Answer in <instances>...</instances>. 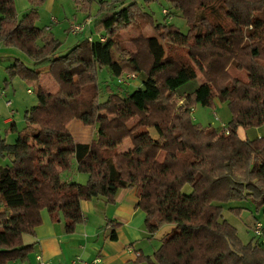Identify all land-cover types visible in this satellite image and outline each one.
Here are the masks:
<instances>
[{
	"label": "trees",
	"instance_id": "16d2710c",
	"mask_svg": "<svg viewBox=\"0 0 264 264\" xmlns=\"http://www.w3.org/2000/svg\"><path fill=\"white\" fill-rule=\"evenodd\" d=\"M43 1L29 0L18 17L13 0H0V41L31 60L8 65L5 85L18 77L37 97L25 127L10 126L14 141L0 138V264L26 259L33 245L24 238L34 235L40 210L72 233L84 220L82 200L112 202L128 186L137 190L149 233L172 225L147 264H264L260 239L243 243L222 214L231 201L264 212V134H237L264 127V0H167L186 33L134 2L100 0L93 21L105 40L84 36L64 52L35 24ZM79 5L89 13L88 0ZM145 25L151 35L143 36ZM132 29L137 35L126 41ZM103 69L116 78L138 72L141 85L123 95L107 86L100 101ZM198 79L191 91L183 88ZM215 98L231 113L228 134L191 117L196 104L212 106ZM72 119L94 128L91 142L74 140ZM74 164L85 183L61 175Z\"/></svg>",
	"mask_w": 264,
	"mask_h": 264
},
{
	"label": "crops",
	"instance_id": "0c3cea01",
	"mask_svg": "<svg viewBox=\"0 0 264 264\" xmlns=\"http://www.w3.org/2000/svg\"><path fill=\"white\" fill-rule=\"evenodd\" d=\"M88 28L90 33L93 32L91 26ZM51 31L52 29L46 30L56 38ZM88 35L85 37L87 38ZM6 75V71H0V138L7 141L6 137H15V133L6 126L13 124L16 129L18 127L13 119L15 114L12 108L13 102L10 106H6L5 101L10 99L16 87L23 84V81L15 77L16 84L12 81L5 85L2 81L4 82ZM3 89L5 91L1 95ZM28 90L30 89H27L28 93H32ZM12 100L15 101L14 97ZM226 118L230 120L231 113ZM68 129L77 142L89 143L95 137L94 128L82 124L77 119H72L68 123ZM239 130L240 128L237 129L238 136L246 138V134H241ZM86 133L89 134V139L84 137ZM262 134L264 132H259L257 136ZM72 169L64 171L63 178L85 183L87 175L75 172V164ZM137 202V190L132 186L118 188L112 202H107L104 198L82 200L80 207L84 213V220L76 225L72 233L65 232L62 218L52 220L47 210L42 209L40 222L34 228V235L24 238L25 244L33 245L32 250L23 261L11 262L37 264L36 255H40L43 260L51 264H69L76 256L85 261L100 258L101 264H147L145 258L152 257L161 245L162 238L172 229V225L165 224L156 232L149 233L145 224V212L137 206Z\"/></svg>",
	"mask_w": 264,
	"mask_h": 264
},
{
	"label": "rangeland",
	"instance_id": "374dc122",
	"mask_svg": "<svg viewBox=\"0 0 264 264\" xmlns=\"http://www.w3.org/2000/svg\"><path fill=\"white\" fill-rule=\"evenodd\" d=\"M13 1L18 17H21L31 8L29 0ZM88 1L89 13L88 9L84 10L83 8H81V5H79L81 3V0L79 2H77V0H44L43 2L38 4L35 24L38 26H50V29H52L51 33L55 35L58 41H60V45L58 48L60 52L66 51L71 46L83 40L84 36L88 34H91L94 38H98L100 36L98 31L94 27L93 21V17L98 12L100 0ZM106 1L110 3L113 0ZM121 1L123 5L134 2L137 6L142 8V10L151 13L155 22H165L168 24H173L177 29L180 30V32H187L188 26L184 17L178 10H175V8L172 7V4L167 0H120V2ZM163 9L166 10V13L163 12ZM52 16L56 17L58 22L50 25L49 21ZM87 19H90V25H87L85 23ZM72 22L85 23L84 31L80 34L70 33L68 29ZM89 26L92 27L93 32L91 33L88 30ZM145 26L141 28V32L143 29V36H146L148 33H153V29L150 25H147L146 27ZM129 35L135 36L137 35V31L135 29L130 30L129 34L125 36L126 41L127 36ZM127 43L129 46H131L129 42H126V44ZM17 58L23 61L25 64H29V58L24 53H22V51H20L16 47L5 45L2 41H0V71L4 72L5 66L10 65L12 61ZM143 60H145V55ZM14 78L15 77H12L11 80L9 78L7 82L10 84L13 81V83L16 84V81L14 82ZM97 80L100 88V101L104 100L107 97V91L105 89L107 86L113 92H117L120 95H123L125 92L132 91L141 85L140 76H138L136 80L128 81V84H118L117 78L109 74L106 69H103L98 73ZM197 82L199 84V82L201 83V80L198 79L195 83L193 81H190L185 84L183 88L191 91L192 89H194V87L197 86ZM2 83L5 82L2 81ZM28 88L32 93L27 92ZM2 91L4 92L5 90L3 89ZM13 97L15 101L12 100ZM9 100L13 102L12 108L15 110L13 119L16 121L18 130H22L25 127L24 113L26 111V108H30L37 103V97L34 89L31 85L29 86L23 81V84L16 87V91L12 96H10ZM25 106L26 108H24ZM228 114H230V111L227 102L215 98L213 100L212 106H202L200 104H196L193 107V111L191 112V117L195 123L202 126L210 125L212 127L222 129V124H225L228 127L229 120L228 118H226ZM6 127L10 128V124ZM239 131L241 132V134L245 133L248 138H254L258 135L259 132H264V127H240ZM151 132L154 133V130L151 129ZM88 135L89 134L86 133L84 137L89 139ZM6 139L7 142L12 143L15 137L7 136ZM92 140L93 139H91L89 142H91ZM126 144H130V140L124 141L123 146L120 148L121 151H125L128 148L129 145ZM62 174L63 173H61V175ZM182 192L185 194L190 193L191 187L189 185H185L182 188ZM229 207H238L236 208L238 210H233ZM222 214L224 219L236 228L237 235L243 243H247L252 239L254 235L253 228L255 222H264V212L256 211L254 206L250 202L245 201L228 202L223 208Z\"/></svg>",
	"mask_w": 264,
	"mask_h": 264
},
{
	"label": "built area",
	"instance_id": "2783aa9c",
	"mask_svg": "<svg viewBox=\"0 0 264 264\" xmlns=\"http://www.w3.org/2000/svg\"><path fill=\"white\" fill-rule=\"evenodd\" d=\"M163 12L166 13V10L163 9ZM50 25H53L55 23L58 22L57 18L52 16L50 18ZM87 25L90 24V19H87L86 22H85ZM85 23H75V22H72L69 26V32L72 33V34H80L84 31L85 29ZM45 30H49L50 29V26L49 25H46L44 27ZM98 41L100 42H103L105 40V36H102L100 35L98 38H96ZM94 39V37L89 34L87 36V40L88 41H93V40H96ZM138 78V72H135V73H126L120 77L117 78V83L118 84H121V85H124V84H128L129 82L128 81H131V80H136ZM30 91V90H28ZM3 94V91L1 93V95ZM10 103L11 101L10 100H6L5 101V105L6 106H10ZM223 131L225 134H228V127L225 125V124H222L221 125ZM262 231H264V225H262V222L260 221H257L255 222L254 224V228H253V234L255 237H257L258 239H260L261 241V244H262V247H264V236H262ZM137 254V253H136ZM138 255V254H137ZM36 260H37V264H51L49 261H46V260H43L41 258L40 255H36ZM10 264H18L16 262H11ZM69 264H101V259L100 258H95L93 259L92 261H85L83 259H81L79 256H76L74 257Z\"/></svg>",
	"mask_w": 264,
	"mask_h": 264
}]
</instances>
